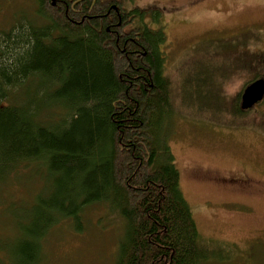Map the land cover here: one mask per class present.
<instances>
[{
  "label": "trees",
  "instance_id": "1",
  "mask_svg": "<svg viewBox=\"0 0 264 264\" xmlns=\"http://www.w3.org/2000/svg\"><path fill=\"white\" fill-rule=\"evenodd\" d=\"M33 1L34 17L0 34V182L33 171L46 185L18 264H41L52 230L83 232L96 207L123 227L115 264H207L230 253L203 239L180 188L167 36L150 25L159 14L149 21L120 0ZM32 79L40 85L25 88ZM242 94L233 111L243 118L254 108L240 109Z\"/></svg>",
  "mask_w": 264,
  "mask_h": 264
},
{
  "label": "rangeland",
  "instance_id": "2",
  "mask_svg": "<svg viewBox=\"0 0 264 264\" xmlns=\"http://www.w3.org/2000/svg\"><path fill=\"white\" fill-rule=\"evenodd\" d=\"M120 1L128 10L148 12L149 21L151 12L159 14L150 25L167 36L163 51L174 106L169 143L180 188L203 239L233 248L207 264H264V101L243 118L233 111L244 87L255 76L264 78L258 63L264 0ZM34 3L0 0V34L23 15L34 17ZM244 60L248 67H241ZM39 85L32 79L25 88ZM38 176L16 172L0 182V264H18L28 211L46 187ZM105 211L85 212L81 233L63 223L54 228L41 264H115L123 227Z\"/></svg>",
  "mask_w": 264,
  "mask_h": 264
},
{
  "label": "water",
  "instance_id": "3",
  "mask_svg": "<svg viewBox=\"0 0 264 264\" xmlns=\"http://www.w3.org/2000/svg\"><path fill=\"white\" fill-rule=\"evenodd\" d=\"M240 109L248 111L264 101V79L254 81L245 87L241 97Z\"/></svg>",
  "mask_w": 264,
  "mask_h": 264
}]
</instances>
